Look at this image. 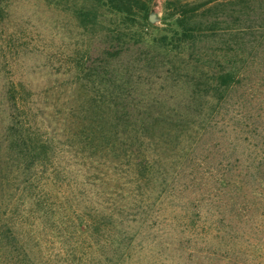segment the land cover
<instances>
[{"label": "rangeland", "instance_id": "374dc122", "mask_svg": "<svg viewBox=\"0 0 264 264\" xmlns=\"http://www.w3.org/2000/svg\"><path fill=\"white\" fill-rule=\"evenodd\" d=\"M141 1L147 15L127 17L95 0H0V264H264V0ZM126 69L146 109L199 82L145 174L92 120L114 110ZM8 124L27 140L22 164Z\"/></svg>", "mask_w": 264, "mask_h": 264}, {"label": "trees", "instance_id": "16d2710c", "mask_svg": "<svg viewBox=\"0 0 264 264\" xmlns=\"http://www.w3.org/2000/svg\"><path fill=\"white\" fill-rule=\"evenodd\" d=\"M112 11L127 17H142L147 15L146 6L141 0H95ZM200 5L197 3H184L180 6L178 14L182 17L194 15ZM145 49V68L158 66L154 61L150 46L139 48V53ZM152 50V51H151ZM123 52V51H122ZM157 52L158 51H154ZM160 54V53H158ZM116 71L121 72L125 66L123 61L116 58ZM108 62V59H107ZM153 64H156L155 66ZM121 69V70H120ZM109 73L114 76L113 70ZM169 73V72H167ZM118 75V74H117ZM122 75V74H121ZM127 79V80H125ZM130 75L127 69L122 75L120 85L111 80V91H115L114 110L111 114L95 113L92 120L97 123V142H111L122 158L123 165L135 174H145L155 161L160 159L161 153L168 147H174L178 140L177 129L182 128L189 117L191 110L198 105L199 82L190 90L189 95L181 98L142 100L146 102L147 109L140 105V101L130 94L133 91L129 84ZM130 94V95H129ZM180 107V109H179ZM10 131V146L18 151L20 164L24 163L29 154V146L21 129L15 124H8ZM80 132V138L87 139L90 131L84 127ZM78 132V133H79ZM94 133V132H93ZM112 140V141H110Z\"/></svg>", "mask_w": 264, "mask_h": 264}]
</instances>
